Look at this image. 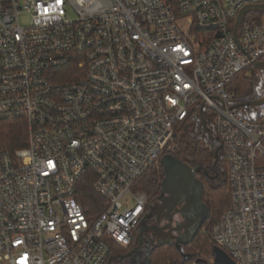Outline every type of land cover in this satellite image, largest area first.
I'll return each instance as SVG.
<instances>
[{"label":"built area","instance_id":"1","mask_svg":"<svg viewBox=\"0 0 264 264\" xmlns=\"http://www.w3.org/2000/svg\"><path fill=\"white\" fill-rule=\"evenodd\" d=\"M257 4L0 0V121L28 130L27 146L0 150V264H106L128 248L149 199L137 181L201 105L231 198L212 240L235 264H264V111L234 107L231 87L264 61V13L234 36ZM87 174L92 210L78 198Z\"/></svg>","mask_w":264,"mask_h":264},{"label":"trees","instance_id":"2","mask_svg":"<svg viewBox=\"0 0 264 264\" xmlns=\"http://www.w3.org/2000/svg\"><path fill=\"white\" fill-rule=\"evenodd\" d=\"M248 70L251 72L250 76L246 73ZM261 72L263 71L251 67L236 76L231 87L236 93L237 103L248 102L261 96ZM262 108H264V106H262ZM242 109L250 110L248 107ZM204 117L208 127L213 130L212 120L209 118L206 111L204 112ZM27 142L28 130L25 121H0V150L14 151L27 146ZM220 145V141L212 137L207 128L202 125L196 113L190 116L178 129L176 146L173 151L168 154L179 158L191 167L200 169L198 174L205 183L203 201L209 207L210 215L189 244L180 246L173 243L160 244L155 247L152 251L149 264H163L168 261L186 263L199 259H203L202 264H212V262L208 260L209 258H204L201 254H205L206 257H211L212 259L214 258V247L216 244L212 240L211 232L231 201L230 195L227 193V159ZM89 175L90 174H87L82 178L78 190V198L86 210H92L94 208L92 203L96 200L101 202L100 198L92 189L93 179H90ZM164 176L165 170L161 159L158 164L151 166L137 181L135 190L144 192L149 199L155 198L160 194ZM148 210L149 207H147L146 211ZM203 228L206 229L205 232L202 231ZM200 242L202 244H199ZM136 244L137 240L134 239L129 247L132 248ZM190 244L196 245V250L190 249ZM126 249L113 245L111 257L106 264H111L110 262L127 251Z\"/></svg>","mask_w":264,"mask_h":264},{"label":"water","instance_id":"3","mask_svg":"<svg viewBox=\"0 0 264 264\" xmlns=\"http://www.w3.org/2000/svg\"><path fill=\"white\" fill-rule=\"evenodd\" d=\"M252 11L264 13V4L248 5V6H245L240 11L239 16L236 21L235 29H234V36L237 40H238V29L240 27V24L242 23L245 15ZM254 67L260 71H264V61L256 62L254 64ZM245 106L251 107L256 112L259 113L260 107L264 106V96L248 101V102L236 103L234 105V107H245ZM197 115L199 119L201 120L202 125L205 128H207V130L211 133L214 139H217L212 129L208 127L207 121L203 114V105H201V107L199 108ZM220 148H223V146L220 145ZM162 164L164 166L165 176L163 178L162 185H161V193H162V196H164V199L166 200L168 212H170L169 207L171 206V203H170V199L168 197V191L166 188V177L172 176V177H175L176 179L181 178V181H182L181 193L179 195V199L173 204H176V207L174 209L176 213H182L184 217L185 216L188 218L192 217V219L195 220L194 221L195 223L193 224L188 237L185 238L184 236H181V237L179 236L180 238H178L180 240L179 242L182 245L189 244L195 238L196 234L201 229L204 222L208 219L210 215L209 207L202 200V192L204 188V183L198 177V173L200 169L191 167L186 162L170 154H166L162 157ZM178 206L180 207L179 209L177 208ZM154 213H155V206L151 208V211L144 218L142 222V227L136 237V240L138 241L139 245L132 252H136L142 245L143 233L147 229V227L144 226L146 223V219L151 217ZM167 236L170 240H172V236H170V234H168ZM164 240L165 239L162 238V241ZM162 241L159 244H172V241H165V242H162ZM176 244L180 246L178 243ZM214 255H215L214 261L212 262V264H235V262L226 253V251L218 246L214 247ZM198 261L203 262V259H199Z\"/></svg>","mask_w":264,"mask_h":264},{"label":"flooded vegetation","instance_id":"4","mask_svg":"<svg viewBox=\"0 0 264 264\" xmlns=\"http://www.w3.org/2000/svg\"><path fill=\"white\" fill-rule=\"evenodd\" d=\"M198 176L203 181V179L199 174ZM204 191H205V183L202 192V200L204 196ZM163 199L164 196H162L161 191L157 197L148 199L146 209L147 207H149V210L145 211V214L140 224L137 227V233L134 239H136L138 232L142 227V222L144 218L151 211V208L153 206H155V213L151 217L146 219V223L144 226H146L147 229L143 233V242L140 248L136 252H132L139 245L137 241V244L134 247L132 248L128 247L126 249L127 251L123 252L118 257L114 258L112 262H110L111 264L112 263L113 264H149L152 251L155 247L160 245L159 243L162 241V238L165 239L162 242L172 241L173 244L178 243L179 245H182L179 242L180 240L178 239L181 236L179 237V234L174 231L175 217L177 214H182V213H176L175 210L173 212H168L166 200ZM177 208L179 209L180 207L178 206ZM184 221H185V217H184ZM168 234L172 236V240L168 238L167 236Z\"/></svg>","mask_w":264,"mask_h":264},{"label":"rangeland","instance_id":"5","mask_svg":"<svg viewBox=\"0 0 264 264\" xmlns=\"http://www.w3.org/2000/svg\"><path fill=\"white\" fill-rule=\"evenodd\" d=\"M27 20H28V18L26 16L22 17V21L23 22H26ZM246 73H247L248 76L251 75L250 74L251 72H249V70L246 71ZM260 81H261L260 94H261V96H264V71L261 72ZM247 111H250V110H247ZM263 111H264V108H263ZM166 188H167L168 197H169L170 203H171V206L169 207V211L173 212L175 207H176V204H173V203L176 202L179 199V195H180L181 189H182L181 178H177L176 179L175 177L167 176L166 177ZM227 193L229 194L228 187H227ZM187 218L188 217H186L185 221H184V217L182 216V214H177L176 217H175V223H174V226H175L174 227V229H175L174 231L177 232L179 234V236H184L185 238L188 237V235L190 234V230H191L193 224L195 223L194 222L195 220H193L192 217H190L188 219ZM199 244H202V243L200 242ZM189 248L196 250V245H194V244L191 245L190 244ZM197 253H198V251H197ZM170 254H173V253H170ZM201 255L204 258H209L208 260H210V261L211 260L214 261V258L212 259L211 257H206L205 254H201Z\"/></svg>","mask_w":264,"mask_h":264}]
</instances>
